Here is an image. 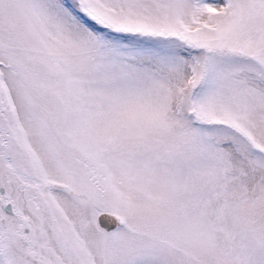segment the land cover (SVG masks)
I'll use <instances>...</instances> for the list:
<instances>
[{
    "label": "snow or ice",
    "instance_id": "snow-or-ice-1",
    "mask_svg": "<svg viewBox=\"0 0 264 264\" xmlns=\"http://www.w3.org/2000/svg\"><path fill=\"white\" fill-rule=\"evenodd\" d=\"M0 264H264V0H0Z\"/></svg>",
    "mask_w": 264,
    "mask_h": 264
}]
</instances>
